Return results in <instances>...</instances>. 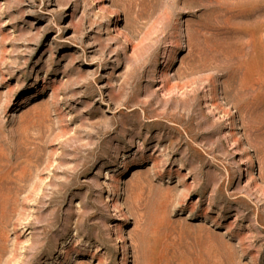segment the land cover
I'll return each instance as SVG.
<instances>
[{
	"label": "rangeland",
	"instance_id": "rangeland-1",
	"mask_svg": "<svg viewBox=\"0 0 264 264\" xmlns=\"http://www.w3.org/2000/svg\"><path fill=\"white\" fill-rule=\"evenodd\" d=\"M0 264H264V0H0Z\"/></svg>",
	"mask_w": 264,
	"mask_h": 264
},
{
	"label": "bare ground",
	"instance_id": "bare-ground-1",
	"mask_svg": "<svg viewBox=\"0 0 264 264\" xmlns=\"http://www.w3.org/2000/svg\"><path fill=\"white\" fill-rule=\"evenodd\" d=\"M2 80L4 81V83H9L11 80L9 77L7 76H2ZM245 162V164H247L248 166H252L254 164V158L253 157H249V159H247ZM246 173L250 174V172H248L246 170ZM119 232H121V229L119 230ZM116 245H124L125 244V237L123 235V233H120V237L115 241ZM123 247V246H122Z\"/></svg>",
	"mask_w": 264,
	"mask_h": 264
}]
</instances>
